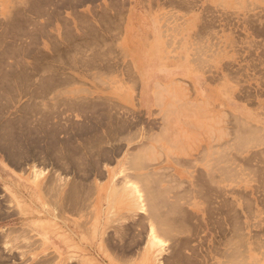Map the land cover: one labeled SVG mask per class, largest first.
I'll return each mask as SVG.
<instances>
[{"label": "rangeland", "instance_id": "374dc122", "mask_svg": "<svg viewBox=\"0 0 264 264\" xmlns=\"http://www.w3.org/2000/svg\"><path fill=\"white\" fill-rule=\"evenodd\" d=\"M28 1L29 3H27ZM28 1L0 0V40L4 39L1 33L6 29H8L11 34H16L17 38L21 36L23 39L25 36L22 34L19 36L16 31L19 32L20 30L16 29H20L24 27V25L27 27L25 23L27 18L28 21L33 20L34 23L38 21V24L35 23L34 27L32 26V21L27 22V28H30L29 31L39 27L41 29L42 27L39 25L45 28V31L42 28L44 32L42 31L43 33L41 36L38 35L36 41L37 54H34L35 57L38 56L35 58L36 62L33 61L34 55L32 54L35 52H32L31 54L33 56L30 54V56L27 57L28 64L29 66L34 64L37 65L39 64L38 62L42 60L40 64L41 66H45L43 67L44 69H42V67L39 68L38 72L43 71L44 73L42 75L48 77V71L49 74H51V71L56 69V71H59L61 74V78L63 77V83L61 82V84H59L60 87L57 85L59 89H57V87L56 90H47L42 95L43 99L40 98L41 96L37 97V99L30 96L32 99H28L26 96L27 94L23 92L24 90H17V92L15 91V93L9 94L7 91H4L7 94H2L4 96L6 95V97L7 95L10 97H7L10 99H8L9 103L8 100H6V106L8 105V107H6L3 112L5 114L4 118H15L17 115L19 116L20 113L18 110H20L19 108L22 109L25 103L39 102L42 100L48 110H50L51 107L54 108L51 113L52 115L50 114L48 117V124L49 122L51 124L57 123L58 127L63 126L65 128V130L61 129L59 132L57 131L56 136L59 137V140H63V137L70 135L71 140H73V142L75 141L73 145L76 144L77 151L73 149L71 154H69V158L75 156L73 158L71 157L75 159L84 154L85 161L94 163L98 147L102 146V148L106 147V149H111L113 146L119 145L117 146L118 149L111 153V161H99L101 168L104 163V167L115 169V173L120 172L119 170L121 168L124 169L125 173L130 174H126L128 176L127 179L132 175L129 180L120 176L115 177L117 178V180L115 179L116 182L119 184L121 183L120 180H122L123 183V179L124 181L130 182L135 179V181H137L138 176L136 175L134 180L131 179L134 177V170H136L137 167L138 172L142 174H140L141 176H143L145 172H150L148 175H151V177L157 175L154 176L155 179H157L156 177L160 178L159 175H162V170H164L163 176L165 177H161L163 182L161 180V182L159 181L162 186L166 184L169 185V182H173L172 184L170 183V186L176 183L174 186L177 187L179 185H177V180L180 182L179 178L183 179V183L180 182V187L178 186L175 190L173 186L170 189L172 190L171 192L165 193L166 200H171V193H176L177 189V194L180 192L179 194L181 195V189L184 186L185 188H183L181 196L186 197L187 195V197H189L191 194V200H198L200 193L197 192L198 195H196V191L195 193L193 191L203 186L205 194L207 195L206 201H208H205V203L211 208L214 207L217 211L213 213V216L218 215L217 217L221 219L219 213L220 207L229 202L228 204L236 206V213H238V217L240 215L239 220L241 219V221L244 222L246 220L245 223H250V226H248L249 234L251 236L255 234L258 238L256 239L254 236L255 238L253 237L254 239H251L252 245H256L255 248L253 247V249H251L253 252H251V256L255 264H263L264 248H261V246L264 247V241L262 240L261 243V239L264 237V231L262 229L264 227V26H262L263 28H260V26L264 25V0H41L44 4L42 2L38 4L40 0ZM10 9L12 11H10ZM19 10L21 13L20 17L14 18L19 15ZM26 10H29V12ZM7 12L10 13L9 15H16L15 13H17L16 16H12L13 18H11L13 21L17 19L14 22L15 24L19 25V23H21L20 25L22 26V23H24V25L22 27L17 25L18 28L14 29V26H17L13 23V26H11L9 22L10 26L13 28L11 29L10 27V29L14 30L11 31L7 27V25L9 26L6 18V15H8ZM253 13H256V16ZM258 14L262 17V20L259 18ZM251 15H254L257 19ZM22 17H25V19ZM245 18H247V20H245ZM211 19L213 20L211 21ZM251 19L250 25L249 20ZM254 19L256 20V25L253 23V21L255 22ZM260 22L263 24H260ZM36 24L38 26H36ZM203 26L206 27L204 28ZM27 28L26 30H28ZM8 30H6L5 33ZM258 30L260 33L262 31L263 35H261L262 33L260 34ZM69 32L71 35L67 34ZM6 40H8V38ZM193 52L196 54H193ZM45 53L47 54L45 55ZM89 56L91 58L93 57L91 60L92 62L89 61ZM102 56L105 60L102 59ZM89 63H93V67ZM30 68L33 69V66ZM39 74L41 75V73H37L35 77H38ZM68 76L69 78L67 79ZM144 87L147 88L151 98L150 104L152 105H149V108L140 105L141 90H143ZM11 91L12 90H10V92ZM201 91H206L208 94L212 95L213 102L203 100L199 95ZM156 93H158V95ZM84 99L87 101L84 106L88 105L87 109L85 107V111L81 108V106H83L82 103L84 104L85 102ZM2 100L5 105V99ZM75 100L77 102H75ZM89 102L91 105L88 104ZM95 102L97 104L99 102L101 105L95 106ZM76 104L77 106H73ZM78 104L81 106L78 107ZM90 109L93 112H91ZM31 117V119H33L35 116ZM231 117L238 121L237 127H232V125H235L233 122L235 119L233 120ZM118 119L119 122H117ZM230 119L233 120L231 123H229ZM127 121L129 123L132 122L134 125L132 123L129 125L128 123V127L126 124ZM243 121L245 122L244 124H242ZM88 123L89 125L90 123L91 125L93 124V127L96 125V128L94 127V129L90 131L91 133L88 132L90 138L87 135L88 133H85V135L79 133V128L80 130L83 129ZM112 124L114 125L113 127ZM239 125H242V128L243 125H250L249 130L251 131L246 130L247 128L245 126V128L241 129ZM252 126L255 128H252ZM259 126L263 130L260 129ZM228 128L230 131L232 129V133L229 132V130H225ZM256 128H258V131L254 130ZM233 129L234 131L237 129L234 132L235 136H233ZM216 130L217 132H215ZM66 131H68V133ZM107 131H109V134ZM224 132H226V134H224L225 136L222 134V136L219 137L220 140H218V136L221 135L220 133ZM244 132H246V134ZM97 133L99 135L102 134L100 135L103 136L102 141V138ZM106 134L109 137H107ZM92 136H94V138H98L99 136L101 139L98 138L94 141ZM215 139L216 141H214ZM88 140H90V143H88ZM93 144H95L94 147ZM87 149L90 153H88ZM74 151L76 153H74ZM223 152L226 153L224 154ZM90 154L93 155L90 156ZM231 155L232 157L234 156L233 160ZM249 155L250 157L248 158ZM210 156L212 158H210ZM34 157H36V154H34L32 159L28 158L27 161H25L26 163H22V166L20 165L17 167L9 162L5 154L0 151V264H42L43 262V264H139L142 261L143 248L145 247L144 243L147 239L144 237L146 236V231H144V229H146L145 226L149 224L147 221L150 222L149 218H151L149 215L150 212L149 214L147 213L148 215H145L146 211L148 212V209H151L150 205H152L149 204L150 202L152 203V201L148 198L152 197V194L150 195L152 191L150 186L152 183L149 185L151 181L148 180V185H146L147 183L145 180L140 181L141 179L139 180L140 182L138 181L135 183H139L138 186L140 185L141 187L140 191L143 193L142 195L148 199L147 202L143 197L144 203L143 201L141 202L145 205L143 206L144 209L148 204V207H150H146L144 214V212L140 213L139 210L133 208L129 203L120 201L110 194L111 189L108 186L110 185L109 179L107 178L108 176H104V174L101 176L98 174L92 175V173L87 175L83 174L82 168L86 166L85 161H82L83 166L81 164L82 168L80 171L75 167L76 162H74L73 165V162H71L73 160L67 158V161L64 156L65 158L63 161L66 163V166L64 165L65 163L62 165L65 166L64 168L68 166L66 172L64 168H62L63 166L59 165L60 168H58V170L56 167L54 168L47 159L43 161L44 163L46 162L44 164L43 162L41 163L39 156L36 158ZM227 157L230 158L228 159ZM182 158L184 161H181ZM189 159H192V161ZM172 160L175 161L173 162ZM176 161L177 163L179 162V164H174ZM69 162L70 165L72 163L71 166L68 165ZM183 162L185 165H182ZM32 163L37 165L41 163L38 166L47 171L49 170V175H51L49 177H52V175L54 176V174H52L53 171L57 176L59 175L61 177L58 179L60 182L59 184L58 180H56L57 182L53 180L54 186L63 184L65 178L69 179L72 174H75L74 176L72 175L74 179L77 178L80 182L82 180L81 183L89 181L90 184L88 183V185L92 186L93 184L92 187L95 188L96 186L97 189L95 192L91 193V196H88V198L79 199L77 201V203H79V209L77 208V204L73 206L74 208L72 207L73 210L71 209V206L68 205L71 204L69 198H67V202L66 199H64L65 201L60 200L58 205L55 206V199L57 197L60 199L59 197L63 196V194H58L57 191L56 193L53 191L54 194L51 195L53 192L50 190L44 195L39 189L37 190L35 187L31 188L29 168ZM225 164L227 167H225ZM243 164L244 166L242 168ZM204 165H206V167ZM209 165L212 167L210 168ZM219 165L221 167L224 166L225 169L223 167L221 168ZM245 165H247V167ZM217 167H219V169ZM199 168H201V170ZM175 169L182 173L179 178L176 177L177 179L175 181L177 182L171 181L175 178H173ZM257 169L258 171H256ZM72 170L73 172L78 170L79 173L77 171V174L76 172L72 173ZM156 170H158L159 173L161 171V173L157 174L158 172ZM199 170L202 172L204 171L205 174H207L208 171L209 177L211 178L210 180L212 181L208 180V174L206 178V175ZM231 170L234 171L231 172ZM166 172H168V175H165ZM189 172L190 174H188ZM224 172H226V174H224ZM78 174L81 178H78ZM10 175H14L12 179ZM22 175L23 177L29 176V179H24V184L19 185L17 183L20 179L17 177ZM202 175L205 176V178H202ZM88 176L89 178H87ZM197 176H199V180H201L199 181V186L197 183H194L198 181ZM192 177H196L197 179H192ZM168 179L171 180L168 181ZM209 182H212V184ZM117 183L114 182L115 185ZM193 184H196V186ZM186 186H189L188 189ZM140 187L138 188L140 189ZM185 189H187L186 193H184ZM189 189L191 191H189ZM108 190L110 191L108 192ZM210 191H212V193ZM49 193L51 194L48 195ZM219 193H221V195H219ZM240 194H242V196ZM111 195L112 197H110ZM167 195L170 197L167 198ZM222 195L223 197L225 196V199ZM47 197L49 199H47ZM189 198L185 199L188 200ZM241 199L244 201L242 202ZM181 201L182 200H180V202ZM249 204H251L250 207H247ZM156 205V207L159 206V213L161 210H165L164 207L161 208L162 206H160L161 201ZM68 206H70L68 210L71 209V212L66 210ZM58 208L59 211H57ZM213 211L214 210H212V212ZM223 212L225 213V211ZM56 213L59 215H55ZM156 213L158 214L157 211ZM224 213H222V216L225 215ZM140 225L142 226L140 227ZM208 227L210 228V225H208ZM212 227L211 229L213 231L209 230L207 226H202L201 228L198 225L195 230L193 229V234L195 236L197 234L198 236H192V233L189 232L191 234V238L190 234H188V238L190 239H187L189 240L187 242L189 246L187 245L188 247L185 246V248L182 244V246L178 245V251L181 249L179 252L176 250L178 253L176 251V253L171 251L170 247L171 244L174 243L175 235H167L168 237L172 236L174 239L171 237L169 239L167 237L164 239L161 238V236L160 238L163 239L162 243H164V245L162 247L151 246V255L154 254L156 256H152V260L146 261L144 264H157L159 263L158 261H161L162 264H167L168 262V264H174L175 262V264H188L189 258V260L193 258L192 261H195V264H219L220 261H222L220 264H225L224 262L227 261L226 259H230L226 264L231 262V264H233L234 262L232 260H234V256H229L230 258H227V256L224 255L225 259L223 255L218 254L220 252L218 248L230 250V246L225 244L231 236L229 233L227 234L226 231H220L219 233L224 234H219V230L215 228L214 223ZM198 228L200 229L199 233L197 232L199 230ZM259 229H262V231ZM245 231L244 229V232ZM168 234L170 233L168 232ZM182 234L187 236L186 233ZM165 235L166 233H164L163 236L165 237ZM227 235H229V237H227ZM176 236L178 239L182 238V235L176 234ZM184 237L183 235V238ZM215 237L219 238L217 239L218 241ZM220 240H226L224 245ZM233 240L237 241V237ZM176 241L177 239H175V242ZM254 241L256 243L259 241L260 243L254 244ZM213 243H216V248H214ZM159 248H162L163 251L161 249L160 252L157 251ZM191 249L192 251H190ZM216 249L218 251H216ZM172 252L174 255L171 254ZM259 253L263 254L261 255ZM239 257L241 256H238L237 259ZM175 258H177V261L174 262L173 260ZM237 259H235L236 262L238 261Z\"/></svg>", "mask_w": 264, "mask_h": 264}, {"label": "bare ground", "instance_id": "6f19581e", "mask_svg": "<svg viewBox=\"0 0 264 264\" xmlns=\"http://www.w3.org/2000/svg\"><path fill=\"white\" fill-rule=\"evenodd\" d=\"M28 1V0H27ZM31 1V0H30ZM34 1V0H33ZM36 1V0H35ZM45 1V0H44ZM56 1V0H55ZM63 1V0H62ZM15 2V1H14ZM25 2V1H24ZM43 3V1H41L40 0V2H38V4L39 3ZM189 2V1H188ZM18 3V2H17ZM27 3H29V1L27 2ZM52 3V2H51ZM24 4V3H23ZM37 4V5H38ZM44 4V3H43ZM182 4V3H181ZM188 4V3H187ZM190 4V3H189ZM14 5V4H13ZM33 5V4H32ZM68 5H70V4H68ZM191 5V4H190ZM25 6H26V3H25ZM41 6V5H40ZM184 6V5H183ZM9 7V6H8ZM36 7V6H35ZM49 7V6H48ZM70 7V6H69ZM209 7V6H208ZM16 8V7H15ZM186 8V7H185ZM212 8V7H211ZM22 9V8H21ZM53 9V8H52ZM18 10V9H17ZM41 10V9H40ZM183 10V9H182ZM188 10V9H187ZM205 10V9H204ZM10 11H12L11 9H10ZM25 11V10H24ZM26 11H28L29 12V10H26ZM38 11V10H37ZM207 11V10H206ZM211 11V10H210ZM14 12V11H13ZM208 12V11H207ZM214 12V11H213ZM8 13V15H6V18H7V20H8V23L10 22L11 23V26H13L12 25V23L14 24V25H18V24H15L14 22H15V20H17V19H15L14 21H13V17L14 16H16L17 15V13H15L16 15H9L10 13L9 12H7ZM52 13V12H51ZM57 13V12H56ZM257 13V12H256ZM255 13V14H256ZM14 14V13H13ZM29 14V13H28ZM254 14V13H253ZM254 14V15H255ZM20 15H21V13H20V10H19V15H17V17H14V18H18V16L20 17ZM23 15V14H22ZM32 15V14H31ZM104 15V14H103ZM215 15V14H214ZM254 15H251V16H254ZM13 16V17H12ZM25 16V15H24ZM42 16V15H41ZM204 16V15H203ZM202 16V17H203ZM228 16V15H227ZM256 16V15H255ZM254 16V17H255ZM258 16H259V14H258ZM262 16H263V14H262ZM12 17V18H11ZM28 17V16H27ZM30 17V16H29ZM102 17V16H101ZM253 17V18H254ZM22 18H24L25 19V17H22ZM60 18V17H59ZM62 18V17H61ZM206 18V17H205ZM233 18V17H232ZM259 18H261V20H262V17H260L259 16ZM263 18H264V16H263ZM23 19V20H24ZM31 19V18H30ZM204 19V18H203ZM207 19V18H206ZM249 19V18H248ZM255 19H257V17H255ZM254 19V20H255ZM35 20V19H34ZM38 20V19H37ZM113 20V19H112ZM213 19H211V21H212ZM245 20H247V18H245ZM244 20V21H245ZM26 21V20H25ZM24 21V22H25ZM32 21V22H31ZM36 21V20H35ZM69 21V20H68ZM84 21V20H83ZM111 21V20H110ZM250 21H252V19L251 20H249V24H250ZM27 22H31V23H33V25L32 24H29V25H32L33 27H34V24L35 23H37V22H33V20H29L28 21V18H27V21L25 22L26 23V25H27V27H28V24H27ZM67 22V21H66ZM208 22V21H207ZM228 22V21H227ZM247 22V21H246ZM1 23V22H0ZM10 23H9V26L7 25V27L10 29ZM17 23V22H16ZM70 23V22H69ZM114 23V22H113ZM201 23V22H200ZM229 23V22H228ZM235 23V22H234ZM253 23H255L254 25H256V20H255V22L253 21ZM252 23V24H253ZM259 23V22H258ZM262 22H260V24H261ZM21 23H19V27H22L23 25H24V23H22L23 25L21 26L20 25ZM38 24V23H37ZM36 24V26H38ZM49 24V23H48ZM76 24V23H75ZM207 24V23H206ZM213 24V23H212ZM212 24H210V25H212ZM260 24H259V26H260ZM263 24V23H262ZM209 25V26H210ZM234 25V24H233ZM251 25V24H250ZM250 25H248V26H250ZM253 25V26H254ZM18 26L17 27H15L14 26V29H16V28H18ZM39 26H41L42 28H43V26L42 25H39ZM45 26V25H44ZM66 26V25H65ZM258 26V25H257ZM256 26V27H257ZM262 26H264V25H261L260 26V28L262 27ZM5 27V26H4ZM6 27V28H7ZM27 27H25V25H24V27H22L23 28V31H22V28H18V29H16V30H20V31H22V32H18V31H16V33H18L19 34V36L22 34V35H24L25 36V38H21V36L19 37V38H17V35L16 34H11V32L8 30V29H6V30H8L6 33H5V31H3V33H1V34H3V38L4 39H2V40H0V151L1 152H3L4 154H5V156L7 157V160L9 161V162H11L12 164H14L15 166H22V163L24 164V163H26L25 161H27V159L29 158V159H32L33 158V156H34V154H36V157H40V160H41V163L44 161V160H48L51 164H52V166H54V168L56 167L57 169L58 168H60L59 167V165L60 166H63L62 168H64L65 166H66V163L63 161L64 160V158L66 157V160H67V158H69V154H71V151H73V149L74 150H76L77 151V148H76V144L75 145H73L74 144V142H73V140H71V136L70 135H67V136H65V137H63L64 139L63 140H59V137H57L56 136V133H57V131L59 132L61 129L62 130H65V128L63 127V126H60V127H58V124L57 123H50L49 122V124H48V117L50 116V114L53 112V109L54 108H50V110H48L47 108H46V105H45V103H43L42 102V100L41 101H39V102H36L35 100V102H27V103H25L24 105H23V107H22V109L21 108H19L20 110H18L19 111V116L17 115V117H15V118H4L5 117V114L3 113L4 112V110H5V108L6 107H8V105L6 106V104H7V102H6V100H8L10 97L7 95V97H9V98H7L6 97V95L4 96L3 94H7L6 92H4V91H7L8 92V94L9 93H15V91L17 92V90H24L23 92L25 93V94H27L26 96H27V98L28 99H32L33 97L35 98V99H37V97H39V96H41L40 98H42L43 96V94L47 91V90H56V88L58 87L57 85H59V84H61V82L63 83V77L61 78V74L59 73V71H56V69H53L52 71H51V74H49V71H48V77H45V75H42L44 72L42 71V72H38V69L39 68H41L42 67V69H44L43 67L45 66V65H42L41 66V64L40 63H42L41 61L40 62H38L39 64H37V65H31V66H33V69L32 68H30L31 66H29V64H28V61H27V57L28 56H30V54L32 53V52H35V53H32L33 55L35 54H37V50H36V46H37V38H38V35H42V33L45 31V28H43L44 29V31H43V29L41 30L40 29V27L39 28H37V29H34L33 27V29L34 30H32V31H29V29L30 28H27ZM110 27V26H109ZM204 27V26H203ZM202 27V28H203ZM206 27V26H205ZM204 27V28H205ZM213 27V26H212ZM216 27V26H215ZM255 27V28H256ZM26 28L28 29V30H26ZM31 28V29H32ZM62 28V27H61ZM209 28V27H208ZM208 28H206V29H208ZM258 28V27H257ZM263 28V27H262ZM11 29H13L12 27H11ZM10 29V30H11ZM259 29V28H258ZM67 30V29H66ZM257 30V29H256ZM11 31H14V30H11ZM29 31V32H28ZM43 31V32H42ZM95 31V30H94ZM207 31H209V30H207ZM238 31V30H237ZM96 32V31H95ZM258 32H259V30H258ZM207 33V32H206ZM210 33V32H209ZM260 33V32H259ZM258 33V34H259ZM261 33H262V31H261ZM260 33V34H261ZM4 34H5V36H4ZM67 34H70V32L69 33H67ZM258 34H256V35H258ZM44 35V34H43ZM62 35V34H61ZM71 35V34H70ZM73 35V34H72ZM261 35H263V33L261 34ZM29 36V37H28ZM65 36V35H64ZM205 36V35H204ZM27 37H28V39H27ZM90 37V36H89ZM210 37V36H209ZM8 38V40H6ZM21 38V39H20ZM68 38H70V37H68ZM72 38V37H71ZM212 38V37H211ZM27 39V40H26ZM80 39V38H79ZM89 39V38H88ZM98 39V38H97ZM196 39V38H195ZM210 39V38H209ZM236 39V38H235ZM91 41V40H90ZM198 41V40H197ZM260 41V40H259ZM68 42V41H67ZM52 43V42H51ZM54 43V42H53ZM62 43V42H61ZM77 43V42H76ZM104 43V42H103ZM198 43V42H197ZM210 43V42H209ZM99 44V43H98ZM102 45V44H101ZM199 45V44H198ZM105 46V45H104ZM256 46V45H255ZM260 46V45H259ZM51 47V46H50ZM54 47V46H53ZM111 47V46H110ZM210 47V46H209ZM253 47V46H252ZM52 48V47H51ZM109 48V47H108ZM201 48V47H200ZM260 48V47H259ZM50 49V48H49ZM191 49H193V48H191ZM197 49V48H196ZM66 50V49H65ZM82 50V49H81ZM107 50V49H106ZM199 50V49H198ZM198 50H195V51H198ZM201 50V49H200ZM239 50V49H238ZM262 50V49H261ZM52 51V50H51ZM53 51H54V49H53ZM92 51V50H91ZM39 52V51H38ZM56 52V51H55ZM54 52V53H55ZM58 53V52H57ZM88 53V52H87ZM103 53V52H102ZM101 53V54H102ZM195 52H193V54H194ZM31 54V55H32ZM39 54V53H38ZM47 53H45V55H46ZM56 54V53H55ZM67 54V53H66ZM70 54V53H69ZM86 54V53H85ZM112 54V53H111ZM196 54V53H195ZM210 54V53H209ZM208 54V55H209ZM32 55V56H33ZM35 55H34V60L33 61H35L36 62V60H35V58H37V57H35ZM41 55V54H40ZM49 55V54H48ZM58 55V54H57ZM68 55V54H67ZM77 55V54H76ZM198 55V54H197ZM196 55V56H197ZM31 56V57H32ZM98 56H100V55H98ZM104 56V55H103ZM103 56H102V59H104L103 58ZM262 56V55H261ZM30 57V58H31ZM40 57V56H39ZM58 57V56H57ZM84 57V56H83ZM90 57V56H89ZM88 57V58H89ZM209 57V56H208ZM55 58V57H54ZM65 58V57H64ZM72 58V57H71ZM80 58V57H79ZM93 58V57H92ZM92 58L90 57V60L89 61H91L92 60ZM195 58V57H194ZM197 58H200V57H197ZM31 59H33V58H31ZM30 59V60H31ZM40 59V58H39ZM43 59V58H42ZM44 59H45V57H44ZM56 59V58H55ZM67 59V58H66ZM196 59V58H195ZM254 59V58H253ZM59 60V59H58ZM88 60V59H87ZM105 60V59H104ZM198 61H199V59H198ZM73 62V61H72ZM92 62V61H91ZM90 62V63H91ZM205 62V61H204ZM32 63V62H31ZM34 63V62H33ZM89 63V64H90ZM93 63H94V59H93ZM92 63V64H93ZM107 63V62H106ZM203 63V62H202ZM72 64V63H71ZM78 64V63H77ZM92 64H90V65H92ZM102 64V63H101ZM223 64V63H222ZM94 65V64H93ZM93 65H92V67H93ZM97 65V64H96ZM96 65H95V67H96ZM99 65V64H98ZM103 65V64H102ZM110 65V64H109ZM226 65V64H225ZM83 66V65H82ZM88 66V65H87ZM113 66V65H112ZM253 66V65H252ZM89 67V66H88ZM91 67V66H90ZM99 67V66H98ZM101 67H103V66H101ZM225 67V66H224ZM258 67V66H257ZM100 68V67H99ZM89 69V68H88ZM103 69V68H102ZM108 70V69H107ZM112 70H113V68H112ZM230 70V69H229ZM45 71L47 72V70L45 69ZM98 71V70H97ZM208 71V70H207ZM264 71V70H263ZM111 72V71H110ZM237 72V71H236ZM254 72H256V71H254ZM37 73H41V75L39 74L38 75V77L36 76L35 77V75H37ZM234 73V72H233ZM63 74V73H62ZM50 75V76H49ZM67 75V74H66ZM63 76V75H62ZM70 76V75H69ZM69 76L67 77V79L69 78ZM65 78V77H64ZM211 78V77H210ZM66 80V79H65ZM71 80V79H70ZM76 80V79H75ZM65 85H67V84H65ZM59 87H60V85H59ZM59 87L57 88V89H59ZM157 88V87H156ZM243 88V87H242ZM2 90V91H1ZM10 90H12L11 92H10ZM3 93V94H2ZM246 93V92H245ZM2 94V95H1ZM157 95H158V93H156ZM251 94V93H250ZM199 95L202 97V99L203 100H206V101H209V102H213V97H212V95H210V94H208L206 91H201V92H199ZM30 96L32 97V98H30ZM244 96V95H243ZM81 97V96H80ZM79 97V98H80ZM159 97V96H158ZM96 98V97H95ZM100 98V97H99ZM2 99H5V105H4V103L2 102L3 100ZM43 99V98H42ZM86 99V98H85ZM84 99V100H85ZM217 99V98H216ZM10 100V99H9ZM9 100H8V103H9ZM83 100V101H84ZM92 100V99H91ZM104 100V99H103ZM106 100V99H105ZM151 98H150V94L148 93V90H147V88L146 87H144L143 88V90H141V101H140V105H142V106H144V107H146V108H149L150 106L149 105H152V104H150L151 103ZM73 101V100H72ZM107 101V100H106ZM75 102H77L76 100H75ZM81 102V101H80ZM87 101L85 100V102H84V104L82 103V105L83 106H81V108H83L84 109V111H85V107H86V109H87V106H84L85 105V103H86ZM105 102V101H104ZM108 102H110V101H108ZM73 103V102H72ZM72 103H71V106H72ZM92 103V102H91ZM96 103V102H95ZM106 103V102H105ZM105 103H103V104H105ZM113 103V102H112ZM74 104V103H73ZM80 104V103H79ZM79 104H78V107H80L79 106ZM88 104H90V102L88 103ZM94 104V103H93ZM97 104V103H96ZM96 104H94L95 106H100L101 104H99V102H98V104L96 105ZM91 105V104H90ZM90 105H89V108H90ZM73 106H77V104L76 105H73ZM21 107V106H20ZM91 107H93V106H91ZM74 108H77V107H74ZM88 108V109H89ZM78 109H80V108H78ZM92 109V108H91ZM90 109V110H91ZM82 110V109H81ZM94 110V109H93ZM115 110V109H114ZM202 110V109H201ZM79 111V110H78ZM83 111V110H82ZM88 111V110H87ZM91 112H93L92 110H91ZM107 112V111H106ZM175 112V111H174ZM223 112V111H222ZM92 114H94V113H92ZM104 114V113H103ZM223 114V113H222ZM221 114V115H222ZM52 115V114H51ZM97 115V114H96ZM105 115V114H104ZM230 115V114H229ZM31 116H35L33 119H31L32 117ZM94 116V115H93ZM106 116V115H105ZM163 116V115H162ZM232 116V115H231ZM96 117V116H95ZM102 117V116H101ZM120 117V116H119ZM234 117V116H233ZM233 117H231V119H235V118H233ZM106 118V117H105ZM125 118V117H124ZM137 118V117H136ZM237 118V117H236ZM89 119V118H88ZM98 119H100V118H98ZM97 119V120H98ZM103 119V118H102ZM113 119V118H112ZM120 119V118H119ZM119 119H118V121L117 122H119ZM219 119H220V116H219ZM229 120L230 122L229 123H231L233 120ZM123 120V119H122ZM127 120H128V118H127ZM237 120H238V118H237ZM112 121V120H111ZM110 121V122H111ZM124 121H125V119H124ZM130 121V120H129ZM132 121V120H131ZM165 121V120H164ZM235 121H236V119H235ZM235 121H233L234 122V124L235 125H232V127L233 126H236V125H238V121H236V123H235ZM88 122V121H87ZM135 122V121H134ZM219 122V121H218ZM128 121L126 122V124L128 125ZM130 123H132V122H130ZM130 123H129V125H130ZM136 123V122H135ZM228 123V124H229ZM245 122L243 121V123L242 124H244ZM81 124H83V123H81ZM80 124V125H81ZM114 124V123H113ZM112 124V127L114 126ZM133 124V123H132ZM239 124H241V123H239ZM129 125H128V127H129ZM134 125V124H133ZM251 125V124H250ZM250 125H247V126H249V127H247V126H245V125H243V128H247L246 130H248V131H251V130H249V128H250ZM96 126V125H95ZM94 126V127H95ZM124 126V125H123ZM240 126V128L241 129H243L242 128V125H239ZM245 126V127H244ZM94 127H93V124L91 125V123H90V125H89V123L88 124H86L85 125V127L83 128V129H81L80 130V128H79V133H82V134H84L85 135V133H88V132H90V131H92V129H94ZM115 127H117V126H115ZM121 127H122V125H121ZM120 127V128H121ZM132 127H134V126H132ZM237 127V126H236ZM254 126H252V128H253ZM257 127V126H256ZM260 127V126H259ZM96 128V127H95ZM124 128H125V126H124ZM163 128H164V126H163ZM211 128V127H210ZM239 128V129H240ZM255 128V127H254ZM126 129V128H125ZM129 129V128H128ZM235 129V128H234ZM234 129H233V134H234V132L238 129H236L235 131H234ZM240 129V130H241ZM258 128H256V129H254L255 131L257 130ZM260 129H262L261 127H260ZM259 129V130H260ZM96 130V129H95ZM112 130V129H111ZM119 130V129H118ZM124 130V129H123ZM127 130V129H126ZM211 130V129H210ZM219 130V129H218ZM226 131L227 130H229V132H231L232 131V129H231V131H230V129L228 128V129H225ZM263 130V129H262ZM120 131H121V129H120ZM119 131V132H120ZM129 131V130H128ZM254 131V132H255ZM258 131V130H257ZM67 133H68V131H66ZM84 132V133H83ZM109 131H107V133H108ZM123 132V131H122ZM127 132V131H126ZM215 132H217V130L215 131ZM220 132H222V131H220ZM238 132V131H237ZM242 132H243V130H242ZM247 132V131H246ZM246 132H244L245 134H246ZM253 132V131H252ZM251 132V133H252ZM66 133V134H67ZM77 133V132H76ZM79 133H77V134H79ZM91 133V132H90ZM114 133V132H113ZM232 133V132H231ZM250 133V132H249ZM262 133V132H261ZM81 134V135H82ZM94 134V133H93ZM92 134V135H93ZM98 134V133H97ZM109 134V133H108ZM212 134V133H211ZM221 135H217L218 136V140H220V136H222V134L224 135V134H226V132H224V133H220ZM232 134V135H233ZM258 134H259V132H258ZM88 135V137L90 136L89 135V133L87 134ZM96 135V134H95ZM94 135V136H95ZM99 135V134H98ZM100 135H102V134H100ZM99 135V136H100ZM172 135V134H171ZM228 135V134H227ZM237 135H239V134H237ZM236 135V136H237ZM252 135V134H251ZM80 136V135H79ZM94 136H92L93 137V139H94V141H95V139H98V138H100L101 139V141L103 140V136H98V138H94ZM97 136V135H96ZM106 136L107 137H109L107 134H106ZM225 136V135H224ZM230 136V135H229ZM233 136H235V134L233 135ZM83 137V136H82ZM231 137V136H230ZM90 138V137H89ZM229 138V137H228ZM237 138V137H236ZM259 138V137H258ZM82 139V138H81ZM86 139V138H85ZM93 139L91 138V140L93 141ZM118 139V138H117ZM84 140V139H83ZM150 140H151V138H150ZM231 140V139H230ZM234 140V139H233ZM244 140H246V139H244ZM244 140H242V141H244ZM253 140V139H252ZM255 140V139H254ZM81 141V140H80ZM91 141V142H92ZM93 141V142H94ZM213 141V140H212ZM214 141H216V139L214 140ZM260 141V140H259ZM261 141H262V139H261ZM87 142V141H86ZM97 142V141H96ZM130 142V141H129ZM88 143H90V140H88ZM99 143V142H98ZM246 143V142H245ZM260 143V142H259ZM82 144V143H81ZM85 144V143H84ZM226 144V143H225ZM228 144V143H227ZM233 144V143H232ZM231 144V145H232ZM238 144V143H237ZM240 144H243V143H240ZM94 145L95 144H93V147H94ZM220 145V144H219ZM90 146H92V145H90ZM90 146H89V148H90ZM97 146V145H96ZM117 146H119V145H117ZM117 146H113V148H108V149H106V147L104 148H102V146L101 147H98V152L96 153V157L94 158V163H91L90 161H85V159H84V157H85V155L83 154V156H79V157H76L75 159H72L73 157H75V156H71L70 158L73 160V161H71V162H73V165H74V162H76V165H75V167H76V169H78V170H80L81 171V164H82V166H83V163H82V161L84 162H86L85 164H86V166H85V168H84V166H83V168H82V173L83 174H91L92 173V175H94V174H98V175H103L104 174V176H108L107 178L109 179V184L110 185H108L109 186V188L111 189V192H110V194H112L114 197H116L118 200H120V201H123V202H127V203H129L131 206H133V208H135L136 210H139V212L140 213H143L144 212V214H145V209H146V207H148L149 206V204H152V205H150L151 206V209H148V212L146 211V214L145 215H148L149 214V212H150V216H151V218H149L148 220L150 221V222H148L147 221V223H149L147 226H145V228L146 229H144V231H146V236H144V237H146L147 239H146V242L144 243V248H143V254H142V261L139 263V264H144L146 261H149V260H152V256H156V255H151L152 253H151V246H160V247H162L163 245H164V243H162L163 241V239H161V238H173L172 236H167V235H171V234H173V236L175 235L176 236V234H179V235H182L181 237L182 238H177V236L175 237L174 236V238L175 239H177V241L175 242V239H174V243L173 244H171V251H173L174 253H176L177 251H178V248H179V246L178 245H183V247H188L189 246V244L187 243L189 240H187V239H190L191 238V234L190 233H192V236L194 235L193 234V229L195 230L197 227H198V225L202 228V226L203 227H205V226H207V228H209L208 227V225H210V228H209V230H212L211 229V227H212V225H213V223H214V226H215V228L217 229V230H219L218 231V233L220 232V231H223V232H227V234L229 233V235L231 236V238L229 239V240H225L226 241V244L225 245H227V246H230V250H227V249H220V248H218V250H220V252L218 253V254H221V255H223V257H224V255H226L227 256V258L229 257V256H234L233 258H234V260H232L234 263L233 264H255V261L252 259L253 257L251 256V252H252V250L251 249H253V247L255 248L256 247V245L255 246H253L252 244V241H251V239L255 236L256 237V239H258L257 238V235H255L254 234V236H253V234H252V236L249 234V227L248 226H250V223L248 224V223H245L246 222V220H245V222L244 221H241V219L239 220V217H240V215H239V217H238V213H236V211H237V209L235 208L236 206L235 205H233V204H228V203H226V204H224V205H222V207H220V216H221V219H220V217L218 218L217 216L218 215H215V216H213L214 214L213 213H216L217 211L215 210V208L213 207V208H211L209 205H207L206 203H205V201H206V194H205V191H204V187L203 186H201L202 188H200V187H198L199 186V181H201V180H199L200 178H199V176H197V178H198V181H196V180H191V181H196V182H194V183H197V187L199 188H197V190H194L193 192L195 193V191H196V195H198L197 194V192L198 193H200V196L198 197L199 199L198 200H191L192 199V197L190 196L191 194L189 193V191H191L190 189H189V191H188V193L190 194L189 195V197H187V195H186V197H184V196H181L182 195V190H183V188H185V186L183 187V186H181V187H183L182 189H181V195L178 193L177 194V192H178V189H177V192L176 193H174V194H172L171 193V196H172V199L171 200H166L165 199V193L166 192H171L172 190H170L171 189V187H173L174 185H176V183L175 184H173V186L171 185L170 186V183L171 182H169V185H161V181H162V179H161V177L163 176V174H164V170H162L163 171V174L162 175H159L160 176V178L159 177H156L157 179H155V177L154 176H157V175H154V176H152L151 177V175L149 176L148 174L150 173H147V172H145V173H143V176H141L142 174L140 173V172H138V170H137V167H136V170H134V177L133 178H131V179H135V177L136 176H138V180L137 181H124V179L126 178V180H129L130 179V177L132 176H130L129 177V179H127L128 178V176L127 175H130L129 173H125L124 172V169H120L119 171L120 172H118V173H115V169H113V168H110L109 166V168H107V167H104V163L102 164V168H101V166L99 165V161L100 160H106V161H111V153L113 152V151H116V149H118L117 148ZM203 146V145H202ZM235 146V145H234ZM233 146V147H234ZM93 147H91V148H93ZM219 147V146H218ZM243 147V146H242ZM88 148V147H87ZM121 148V147H120ZM120 148H119V150H120ZM134 148V147H133ZM204 148V147H203ZM203 148H202V150H203ZM228 148V147H227ZM235 148V147H234ZM234 148H232V149H234ZM79 149V148H78ZM102 149H104V150H102ZM139 149V148H138ZM240 149V148H239ZM239 149H238V151H239ZM243 149V148H242ZM88 150V149H87ZM102 150V151H101ZM107 150V151H106ZM146 150H147V148H146ZM216 150V149H215ZM220 150V149H219ZM225 150V149H224ZM264 150V149H263ZM143 151V150H142ZM228 151H231V150H228ZM241 151V150H240ZM260 151V150H259ZM137 152V151H136ZM139 152V151H138ZM151 152V151H150ZM154 152V151H153ZM211 152V151H210ZM218 152V151H217ZM226 152H227V150H226ZM225 152V153H226ZM74 153H76L75 151H74ZM88 153H90L89 152V150H88ZM87 153V154H88ZM94 153H95V151H94ZM99 153V154H98ZM109 153H110V155H109ZM116 153V152H115ZM161 153V152H160ZM224 153V152H223ZM224 153V154H225ZM234 153V152H233ZM251 153V152H250ZM262 153V152H261ZM260 153V154H261ZM78 154V153H77ZM77 154H74V155H77ZM80 154V153H79ZM167 154V153H166ZM218 154V153H217ZM216 154V155H217ZM224 154H223V156H224ZM229 154V153H228ZM231 154V153H230ZM258 154V153H257ZM73 155V154H72ZM81 155V154H80ZM93 154H90V156H92ZM145 155V154H144ZM158 155V154H157ZM195 155V154H194ZM198 155V154H197ZM200 155V154H199ZM211 155H212V153H211ZM233 155V154H232ZM232 155H231V157H232ZM235 155H237V154H235ZM256 155V154H255ZM254 155V156H255ZM65 156V157H64ZM89 156V155H88ZM89 156V157H90ZM140 156H142V155H140ZM219 156V155H218ZM228 156V155H227ZM36 157H34V158H36ZM94 157V156H93ZM147 157V156H146ZM171 157V156H170ZM220 157V156H219ZM234 157V156H233ZM233 157H232V160H233ZM244 157V156H243ZM245 157H247V156H245ZM250 157V155L248 156V158ZM253 157V156H252ZM258 157V156H257ZM69 158V160H71ZM202 158V157H201ZM210 158H212L211 156H210ZM222 158V157H221ZM228 158V157H227ZM230 158V157H229ZM228 158V159H229ZM152 159H154V158H152ZM175 159V158H174ZM180 159V158H179ZM222 159H224V158H222ZM256 159V158H255ZM261 159V158H260ZM34 160V159H33ZM39 160V159H38ZM135 160V159H134ZM146 160V159H145ZM176 160H177V158H176ZM190 160V159H189ZM188 160V161H189ZM195 160V159H194ZM218 160V159H217ZM238 160V159H237ZM241 160H242V157H241ZM245 160L247 161V159L245 158ZM251 160H253V159H251ZM251 160H248V161H251ZM262 160V159H261ZM68 161V160H67ZM173 161V160H172ZM175 161V160H174ZM173 161V162H174ZM178 161V160H177ZM177 161H176V163H174V164H179V162H180V160H179V162L177 163ZM181 161H184V159L182 158V160ZM190 161H192V159L190 160ZM189 161V162H190ZM215 161V160H214ZM224 161V160H223ZM225 161H226V159H225ZM228 161V160H227ZM230 161V160H229ZM240 161V160H239ZM254 161V160H253ZM38 162V161H37ZM92 162H93V160H92ZM141 162H143V161H141ZM217 162V161H216ZM232 162V161H231ZM41 163H39V164H41ZM44 163V162H43ZM46 163V162H45ZM44 163V164H45ZM48 163V162H47ZM63 163H65L64 165H62ZM68 163V162H67ZM134 163V162H133ZM145 163V162H144ZM148 163H149V160H148ZM192 163V162H191ZM212 163H214V162H212ZM219 163V162H218ZM223 163V162H222ZM226 163V162H225ZM230 163V162H229ZM242 163V162H241ZM247 163H249V162H247ZM259 163V162H258ZM261 163H263V162H261ZM38 164V165H39ZM43 164V165H44ZM135 164V163H134ZM147 164V163H146ZM181 164V163H180ZM188 164V163H187ZM190 164V163H189ZM193 164V163H192ZM206 164V163H205ZM232 164V163H231ZM257 164V163H256ZM37 164H35V163H32L31 164V166H30V175H31V183H30V185H32V187L31 188H33V187H35L37 190L39 189L40 191H42L43 193L42 194H44L45 195V193L46 192H49L50 190H52V192L54 191L55 193H56V191L58 192V194H63V196H60L59 198L60 199H58V197L55 199V206L56 205H58V203H59V201L60 200H62V201H65L64 199H66V202H67V198H69L68 200H69V202H71V204H68V205H70L71 206V209L73 210V206H75L76 204H77V208L79 207L78 206V204L79 203H77V201L79 200V199H86V198H88V196H91V193H93V192H95L96 191V189H97V187L95 186V188L94 187H92L93 186V184H92V186L91 185H88V183L90 184V182L88 181V182H86L85 180V182H83V183H81L82 182V180H81V182L80 181H78V179L76 180V179H74V175L72 176L71 175V177L69 178V179H66L65 178V180L63 181V184H60V185H56V186H54L55 184L53 183V180L55 181V182H57L56 180H58L59 178H61L59 175V177L57 176V174H55V172L53 171L52 172V174H54V176L52 175V177H49V176H51V175H49V170L47 171L46 169H43V168H41V167H39ZM68 165H70V162H69V164ZM71 165H72V163H71ZM70 165V166H71ZM182 165H185L184 164V162H183V164ZM207 165V164H206ZM206 165H204L205 167H206ZM226 165V164H225ZM248 165V164H247ZM247 165H245L246 167H247ZM253 165V164H252ZM142 166H143V164H142ZM189 166V165H188ZM188 166H186V167H188ZM190 166H192V165H190ZM210 166V165H209ZM220 166V165H219ZM229 166V165H228ZM234 166H235V164H234ZM243 166H244V164L242 165V168H243ZM248 166H250V165H248ZM254 166V165H253ZM257 166V165H256ZM68 167V166H67ZM66 167V168H67ZM74 167V166H73ZM133 167V166H132ZM131 167V168H132ZM208 167V166H207ZM212 166H210V168H211ZM221 167V166H220ZM224 169H225V167H227V165L224 167V166H222ZM221 167V168H222ZM264 167V166H263ZM66 168H64V170L66 171L67 169ZM135 168V167H134ZM215 168V167H214ZM218 169H219V167H217ZM228 168H230V167H228ZM245 168V167H244ZM251 168V167H250ZM73 169V168H72ZM138 169H140V168H138ZM162 169V168H161ZM200 170H201V168H199ZM207 169V168H206ZM231 169H233V168H231ZM235 169V168H234ZM247 169V168H246ZM59 170V169H58ZM75 170V169H74ZM78 170H76L78 173H79V171ZM166 170H168V169H166ZM199 170V171H200ZM227 170V169H226ZM229 170V169H228ZM240 170V169H239ZM244 170V169H243ZM56 171V170H55ZM65 171H64V173H65ZM76 171H74V172H76ZM157 172H158V170H156ZM212 171V170H211ZM219 171V170H218ZM220 171H221V169H220ZM219 171V172H220ZM223 171V170H222ZM225 171V170H224ZM230 171V170H229ZM232 171H234V170H231V172ZM241 171V170H240ZM249 171H251V170H249ZM256 171H258V169L256 170ZM67 172V171H66ZM73 172V170H72V173H74ZM77 172H76V174H77ZM155 172V171H154ZM154 172H153V174H154ZM156 172V173H157ZM200 172H202V171H200ZM218 172V173H219ZM247 172V171H246ZM155 173V174H156ZM160 173H161V171H160ZM159 172L157 173V174H160ZM197 173V172H196ZM202 173H204V171L202 172ZM211 173V172H210ZM213 173V172H212ZM229 173V172H228ZM227 173V174H228ZM235 173V172H234ZM237 173V172H236ZM245 173V172H244ZM253 173V172H252ZM259 173H260V171H259ZM82 174V175H83ZM127 174V175H126ZM132 174V173H131ZM141 174V175H140ZM152 174V175H153ZM170 174V173H169ZM188 174H190V172L188 173ZM207 174H208V171H207ZM207 174H205L204 173V175H206V178H207ZM215 174V173H214ZM220 174V173H219ZM222 174V173H221ZM224 174H226V172H224ZM231 174V173H230ZM233 174V173H232ZM258 174V173H257ZM79 175V174H78ZM136 175V176H135ZM165 175H168V172H166L165 173ZM171 175V174H170ZM182 175V173H181V171H179V170H177V169H175V173H174V176H173V174H172V176H173V178H174V180L172 179H170L171 181H175L177 178L176 177H180ZM196 175H198V174H196ZM212 175V174H211ZM229 175V174H228ZM233 175H235V174H233ZM237 175V174H236ZM253 175H254V173H253ZM260 175V174H259ZM258 175V176H259ZM13 176L14 175H10V177H11V179L13 178ZM62 176V175H61ZM84 176V175H83ZM122 177V178H124L123 179V183H122V180H120L121 181V186H120V184L119 183H117L116 182V180H117V178H115V177ZM127 176V177H126ZM194 176V175H193ZM210 175L208 174V180H210L211 178L209 177ZM214 176V175H213ZM212 176V177H213ZM257 176V177H258ZM91 177V176H90ZM163 177H165V176H163ZM168 177V176H167ZM202 178L204 177L205 178V176H201ZM18 179H20V180H18L19 182L17 183V184H19V185H21V184H24V179H26V180H28L29 179V176H27V177H23V175L22 176H18L17 177ZM78 178H81V176L79 175V177ZM84 178V177H83ZM87 178H89V176L87 177ZM195 179H197L196 177H194ZM193 177H192V179H194ZM201 178V179H202ZM225 178V177H224ZM241 178V177H240ZM116 179V180H115ZM120 179V178H119ZM118 179V180H119ZM141 179V180H140ZM164 179V178H163ZM180 179V182L181 183H183V179H181V178H179ZM228 179V178H227ZM146 181V183L148 182V180L149 181H151V182H149V185L152 183V185L150 186V188H152L151 190H150V188H149V190L151 191V192H153V193H151L150 192V195L152 196V197H148L149 198V200H151L152 201V203L150 202L146 207H145V209H144V207L143 206H145V205H143L141 202L143 201V193L140 191L141 190V187H140V185L138 186V184H135V183H137L138 181ZM161 180V181H160ZM166 180H167V178H166ZM169 179H168V181H170ZM205 180V179H204ZM208 180H206V181H208ZM226 180V179H225ZM229 180H230V178H229ZM249 180V179H248ZM256 180V179H255ZM61 181V180H60ZM113 181V182H112ZM139 181V182H140ZM160 181V182H159ZM178 181V183H177V185L179 184V185H181V183L179 182V180H177ZM177 181H175V182H177ZM185 181V180H184ZM210 181H212V180H210ZM263 181V180H262ZM112 182V183H111ZM114 182L115 183H117L116 185L114 184ZM119 182V181H118ZM129 182V183H128ZM163 182V181H162ZM167 182V181H166ZM187 182V181H186ZM60 182H59V180H58V184H59ZM173 183V182H172ZM171 183V184H172ZM192 183V182H191ZM209 183H211L212 184V182H209ZM26 184V183H25ZM119 184V185H118ZM145 185V184H144ZM146 185H148V183L146 184ZM146 185H145V187H146ZM178 185V186H179ZM193 185H195L196 186V184H193ZM141 186H143V185H141ZM178 186L177 187H175L174 186V189L176 190V188H178ZM263 186V185H262ZM138 187H140V189L138 188ZM147 187H149V186H147ZM180 187V186H179ZM187 187V189H188V187L189 186H186ZM210 187H211V185H210ZM209 187V188H210ZM216 187V186H215ZM232 187V186H231ZM264 187V186H263ZM104 188V187H103ZM217 188V187H216ZM95 189V190H94ZM148 189V188H147ZM187 189H185L183 192L184 193H186V190ZM196 189V188H195ZM211 189V188H210ZM101 190V189H100ZM145 190V189H144ZM170 190V191H169ZM217 190V189H216ZM219 190H220V188H219ZM241 190V189H240ZM110 190H108V192H109ZM148 191V190H147ZM51 192V193H52ZM54 192L51 194V193H49L48 195H53L54 194ZM61 192V193H60ZM146 192V191H145ZM149 192V191H148ZM175 192V191H174ZM211 193H212V191H210ZM222 192V191H221ZM235 192V191H234ZM157 193V194H156ZM183 193V194H184ZM238 193V192H237ZM236 193V194H237ZM249 193V192H248ZM47 194V193H46ZM168 194V193H167ZM43 195V196H44ZM112 195L110 196V197H112ZM219 195H221V193H219ZM241 196H242V194H240ZM147 196V195H146ZM149 196V195H148ZM205 196V197H204ZM218 196V195H217ZM50 197V196H49ZM53 197H55V196H53ZM168 197H170V196H168L167 195V198ZM195 197V196H194ZM197 197V196H196ZM222 197H223V195H222ZM225 197V196H224ZM223 197V198H224ZM244 197V196H243ZM106 198V197H105ZM147 197H144V200L146 199ZM151 198V199H150ZM187 198H189L188 200H186ZM219 198V197H218ZM242 198V197H241ZM248 198V197H247ZM47 199H49L48 197H47ZM225 199V198H224ZM223 199V200H224ZM244 199V198H243ZM246 199V198H245ZM117 200V201H118ZM159 201V202H157V201ZM180 200H182L181 202H180ZM215 200V199H214ZM145 201H147L148 202V199H146ZM160 201H161V205L160 206H162L161 208H165V210L164 211H162L161 210V212L159 213V211H158V207H156L157 205L156 204H159L160 203ZM219 201V200H218ZM241 201H242V199H241ZM244 201V200H243ZM242 201V202H243ZM246 201L248 202V200L246 199ZM45 202H46V200H45ZM50 202V201H49ZM82 202V201H81ZM206 202H208V201H206ZM51 203V202H50ZM63 203V202H62ZM143 203H144V201H143ZM212 203V202H211ZM220 203H221V201H220ZM244 203H246V202H244ZM249 203V202H248ZM248 203H247V205H248ZM64 204V203H63ZM243 204V203H242ZM251 204H252V202H251ZM251 204H249V206H247V207H250V205ZM81 205H83V204H81ZM80 205V206H81ZM212 205V204H211ZM219 205V204H218ZM220 205V206H221ZM55 206H53V207H55ZM70 206H68V208L67 207H65V208H67L66 210H68L69 209V207ZM217 206V205H216ZM64 207V206H63ZM62 207V208H63ZM73 207V208H72ZM127 207V206H126ZM156 207V211L158 212V214L156 213V211L154 210V208ZM218 207V206H217ZM224 207V208H223ZM57 208V207H56ZM76 208V209H77ZM129 208V207H128ZM148 208H150V207H148ZM161 208H159V209H161ZM219 208V207H218ZM245 208H246V205H245ZM53 209V208H52ZM70 209V210H71ZM79 209V208H78ZM144 209V210H143ZM217 209V208H216ZM222 209V210H221ZM236 209V210H235ZM55 210V209H54ZM70 210H68V211H70ZM71 210V211H72ZM212 210H214L213 212H212ZM218 210V209H217ZM57 211H59V208H58V210ZM64 211V210H63ZM70 211V212H71ZM134 211V210H133ZM155 211V212H154ZM223 211H225V213L223 212ZM239 211V210H238ZM46 212V211H45ZM212 212V213H211ZM148 213V214H147ZM222 213H224L223 215L224 216H222ZM58 213H56L55 215H57ZM59 215V214H58ZM164 217H163V216ZM250 215V214H249ZM147 217V216H146ZM145 217V218H146ZM144 218V219H145ZM245 218V217H244ZM246 218H247V215H246ZM249 218H250V216H249ZM151 219H152V221H151ZM251 219V218H250ZM244 220V219H243ZM257 221V220H256ZM140 222H141V220H140ZM146 223V224H147ZM257 223V222H256ZM138 224V223H137ZM207 224V225H206ZM259 224V223H258ZM226 227H225V226ZM142 225H140V227H141ZM127 228V227H126ZM144 228V227H143ZM142 228V229H143ZM213 228V227H212ZM254 228V227H253ZM11 229V228H10ZM141 229V230H142ZM199 229V228H198ZM222 229H224V230H222ZM244 229L246 230L245 232H244ZM263 229V231H264V227L262 228ZM262 229L260 230V231H262ZM12 230V229H11ZM10 230V231H11ZM253 230V229H252ZM143 231V230H142ZM172 231V232H171ZM199 231H200V229L197 231L198 233H199ZM213 231V230H212ZM241 231V232H240ZM254 231V230H253ZM257 231V230H256ZM259 231V232H260ZM168 232L170 233V234H168ZM190 232V233H189ZM255 232V231H254ZM253 232V233H254ZM130 233V232H129ZM163 233V234H162ZM164 233H166V235H165V237L163 236L164 235ZM174 233H176V234H174ZM182 233H186L187 234V236L185 235V234H182ZM206 233V232H205ZM215 233V232H214ZM217 233V234H218ZM135 234H138V233H135ZM188 234H190V238H188ZM219 234H224V233H219ZM258 234V233H257ZM140 235V234H139ZM183 235L186 237H184L183 238ZM208 235V234H207ZM229 235H227V237H229ZM162 236V237H161ZM195 236V235H194ZM198 235L196 234V236L195 237H197ZM213 236H214V234H213ZM262 236H263V232H262ZM143 237V236H142ZM161 237V238H160ZM180 237V236H179ZM226 237V236H225ZM226 237V238H227ZM235 237H237V241L235 240H233V239H235ZM254 237V238H255ZM112 238V237H111ZM216 238V237H215ZM225 238V239H226ZM253 238V239H254ZM264 238V237H263ZM261 239V243H262V240L264 241V239ZM108 239V238H107ZM212 239V238H211ZM217 239H219V238H216V240ZM221 239V238H220ZM228 239V238H227ZM135 240V239H134ZM223 240V239H222ZM167 241V240H166ZM169 241V240H168ZM173 241V240H172ZM218 241V240H217ZM221 241V240H220ZM225 241H221L222 243H223V245H224V243H225ZM260 241V240H259ZM258 241V243H260ZM130 242V241H129ZM165 242V241H164ZM213 242V241H212ZM221 243V244H222ZM256 242L254 241V244H255ZM258 243H256V244H258ZM109 244V243H108ZM170 244V243H169ZM203 244V243H202ZM214 244V243H213ZM216 244V243H215ZM215 244H214V248H216V246H215ZM229 244V245H228ZM143 245V244H142ZM141 245V246H142ZM181 245V246H182ZM188 245V246H187ZM222 245V246H223ZM260 245V244H259ZM131 246V245H130ZM165 246H167V245H165ZM164 246V247H165ZM218 246V245H217ZM264 246V245H263ZM163 247V248H164ZM168 247V246H167ZM183 247H180V248H183ZM185 247V248H186ZM127 248V247H126ZM169 248V247H168ZM184 248V249H185ZM195 248V247H194ZM261 248H264V247H262L261 246ZM160 249L163 251V249L162 248H159V250H157V251H159L160 252ZM164 249H166V248H164ZM183 249V250H184ZM190 249V248H189ZM229 249V248H228ZM167 250V249H166ZM177 250V251H176ZM181 250V249H180ZM179 250V251H180ZM217 249H216V251H218ZM255 250V249H254ZM121 251H123V250H121ZM157 251H155V252H157ZM170 251V252H171ZM176 251V252H175ZM178 251V252H179ZM190 251H192V249L190 250ZM119 252V251H118ZM132 252V251H131ZM158 252V253H159ZM173 252L171 253V254H173ZM177 252V253H178ZM204 253V252H203ZM217 253V252H216ZM215 253V254H216ZM253 253V252H252ZM258 253V252H257ZM264 253V252H263ZM263 253H259V254H263ZM165 254V253H164ZM174 255V254H173ZM221 255H219V256H221ZM178 256H180V255H178ZM207 256V255H206ZM238 256H241V257H239L238 259H237V257ZM176 257V256H175ZM200 257V256H199ZM178 258V257H177ZM177 258H175L173 261L175 262V261H177ZM181 258H182V256H181ZM189 258V257H188ZM192 258V257H191ZM208 258V257H207ZM225 258V257H224ZM230 258V257H229ZM261 258V257H260ZM155 259V258H154ZM185 259V258H184ZM190 259V258H189ZM188 259V264H195V261L193 262L192 261V259L191 260H189ZM226 259V258H225ZM235 259H237L238 261L236 262L235 261ZM187 260V259H186ZM196 260V259H195ZM203 260V259H202ZM227 261L228 260H230V259H226ZM225 260V261H226ZM256 260V259H255ZM166 261V260H165ZM185 261V260H184ZM224 261V260H223ZM227 261L226 262H224L225 264L227 263ZM243 261V262H242ZM126 262V261H125ZM159 263H157V264H162L161 263V261H158ZM182 262H183V260H182ZM181 262V263H182ZM206 262V261H205ZM220 262H222V261H220ZM220 262H219V264H220ZM44 263V262H43ZM42 263V264H43ZM164 263V262H163ZM169 263V262H168ZM167 263V264H168ZM176 263V262H175ZM174 263V264H175ZM202 263H203V261H202ZM207 263H209V262H207ZM232 263V262H231ZM231 263H229V264H231ZM184 264V263H183ZM264 264V263H263Z\"/></svg>", "mask_w": 264, "mask_h": 264}]
</instances>
